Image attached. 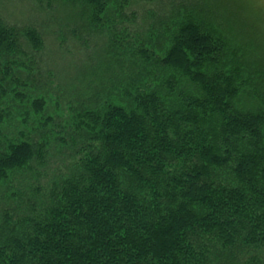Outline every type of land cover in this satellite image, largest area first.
Masks as SVG:
<instances>
[{"label":"trees","instance_id":"obj_1","mask_svg":"<svg viewBox=\"0 0 264 264\" xmlns=\"http://www.w3.org/2000/svg\"><path fill=\"white\" fill-rule=\"evenodd\" d=\"M35 2L0 10V264H264V19Z\"/></svg>","mask_w":264,"mask_h":264},{"label":"rangeland","instance_id":"obj_2","mask_svg":"<svg viewBox=\"0 0 264 264\" xmlns=\"http://www.w3.org/2000/svg\"><path fill=\"white\" fill-rule=\"evenodd\" d=\"M242 2L250 8L253 13L264 19V0H242ZM37 3L35 0H0V10L3 15L11 22H17L22 24H33L38 26L40 23V15L37 10ZM65 44L61 47L60 43L55 40L53 35L46 36V58L53 59L55 64L59 66L60 69L65 68L64 64L66 62H60L59 58H62V54H65L67 50L68 56L66 55L65 61L69 62L76 61L77 64H81L78 60L77 49L72 40H67ZM58 62V64H57ZM66 65V64H65Z\"/></svg>","mask_w":264,"mask_h":264}]
</instances>
